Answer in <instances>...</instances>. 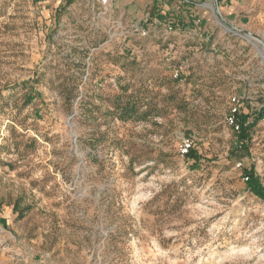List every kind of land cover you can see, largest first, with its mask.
Wrapping results in <instances>:
<instances>
[{"label":"rangeland","instance_id":"obj_1","mask_svg":"<svg viewBox=\"0 0 264 264\" xmlns=\"http://www.w3.org/2000/svg\"><path fill=\"white\" fill-rule=\"evenodd\" d=\"M163 2L0 0V264H264V0Z\"/></svg>","mask_w":264,"mask_h":264},{"label":"trees","instance_id":"obj_2","mask_svg":"<svg viewBox=\"0 0 264 264\" xmlns=\"http://www.w3.org/2000/svg\"><path fill=\"white\" fill-rule=\"evenodd\" d=\"M128 110V109H126ZM128 113V111H126ZM251 126L247 124V122L242 121L241 122V133H240V143L241 146L236 150V153H240V157L247 154L249 152V145L251 144V132H250ZM190 157H193L196 155V153L191 150L190 151ZM235 155V154H233ZM248 178L250 180V189L252 192L264 200V188L260 184L259 180L254 177L253 174H248Z\"/></svg>","mask_w":264,"mask_h":264},{"label":"crops","instance_id":"obj_3","mask_svg":"<svg viewBox=\"0 0 264 264\" xmlns=\"http://www.w3.org/2000/svg\"><path fill=\"white\" fill-rule=\"evenodd\" d=\"M56 1H60V0H56ZM86 2H88L89 4L91 2H93L92 6L94 9H96L97 6H101L100 2L98 0H84ZM114 0H110V3H113ZM116 3H120L122 0H115ZM178 0H165L163 3H165L164 6H162V13H168L171 10H178L179 9V2H177ZM157 4V3H156ZM162 5V3L160 4ZM102 7V6H101Z\"/></svg>","mask_w":264,"mask_h":264},{"label":"built area","instance_id":"obj_4","mask_svg":"<svg viewBox=\"0 0 264 264\" xmlns=\"http://www.w3.org/2000/svg\"><path fill=\"white\" fill-rule=\"evenodd\" d=\"M98 1L100 2L101 6H103L104 8H107L108 5H109V3H110V0H98ZM163 1H164V0H153V2H155V3H157V4H161ZM230 1H235V0H230ZM178 75H179V72H177L176 77H177ZM231 123H232L233 125H235V122H234L233 119H231ZM235 129L239 131L240 128H239L238 125H236V126H235ZM189 148H190V144H187V143H186V144L183 146V148H182V152H183L184 154L187 153V152L189 151Z\"/></svg>","mask_w":264,"mask_h":264}]
</instances>
